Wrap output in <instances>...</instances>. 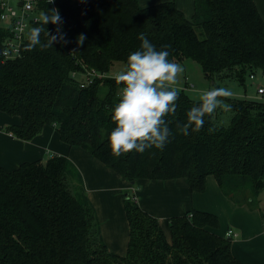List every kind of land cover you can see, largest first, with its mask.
Returning a JSON list of instances; mask_svg holds the SVG:
<instances>
[{
  "label": "trees",
  "instance_id": "trees-1",
  "mask_svg": "<svg viewBox=\"0 0 264 264\" xmlns=\"http://www.w3.org/2000/svg\"><path fill=\"white\" fill-rule=\"evenodd\" d=\"M194 4L188 19L175 0L145 7L139 0H86L80 7L68 0L43 1L42 14L51 19L58 13L60 20L43 24L42 17L31 29L41 28L42 43L54 36L52 45L29 47L27 38L22 56L8 61L1 56L8 30L1 26L0 110L22 118L7 130L28 140L54 125L63 142L85 148L130 182L186 177L193 191L203 192L212 174L226 195L253 207L264 188L263 100L222 95L205 123L184 135L178 126L200 100L182 89L175 112L166 118L171 135L164 146L117 156L107 136L115 126L111 112L122 83L108 76L82 88L72 76L86 67L124 69L129 53L140 48L142 32L158 48L166 46L175 62H199L216 88L218 78L244 88L252 74L264 78V19L255 0ZM224 111L230 113L226 123L220 118ZM72 169L60 154L11 171L0 166V264H244L231 252V237L212 230L220 225L216 214L192 209L169 217V240L158 218L131 193L125 199L127 253L110 252L84 185L70 188Z\"/></svg>",
  "mask_w": 264,
  "mask_h": 264
},
{
  "label": "crops",
  "instance_id": "crops-1",
  "mask_svg": "<svg viewBox=\"0 0 264 264\" xmlns=\"http://www.w3.org/2000/svg\"><path fill=\"white\" fill-rule=\"evenodd\" d=\"M163 1L169 0H139V3L145 7ZM175 1L185 16L192 19L194 0ZM255 2L264 19V0ZM246 93L247 97L248 94L251 97L256 92L246 89ZM21 122L20 115L0 110V166L11 171L23 162L54 154L69 158L82 176L85 192L96 209L101 236L110 252L119 255L127 253L130 225L125 199L131 193L144 210L158 218L166 230L169 228V217L192 209L216 214L220 225L213 231L222 236H226L228 229L236 233L231 237L232 254L244 264H264V188L251 207L249 203H237L226 195L212 174L207 176L203 192L193 191L186 177L140 178L130 182L85 148L63 142L54 125H45L40 134L28 140L18 138L7 130L9 125H19Z\"/></svg>",
  "mask_w": 264,
  "mask_h": 264
},
{
  "label": "clouds",
  "instance_id": "clouds-1",
  "mask_svg": "<svg viewBox=\"0 0 264 264\" xmlns=\"http://www.w3.org/2000/svg\"><path fill=\"white\" fill-rule=\"evenodd\" d=\"M42 23L60 20L42 14ZM40 27H33L28 33L29 47H48L40 40ZM140 48L130 52L126 67L116 77L122 83L119 100L112 108L111 119L115 126L107 139L111 151L119 156L131 150L144 152L147 148H161L168 141L171 130L167 117L175 112L180 89L178 77L183 66L170 59L166 46L159 48L144 33H139ZM81 36V42L83 41ZM226 89L211 88L200 92V101L187 111V121L178 126V131L189 134V127L199 128L205 123L206 114L213 113L222 104L220 97Z\"/></svg>",
  "mask_w": 264,
  "mask_h": 264
},
{
  "label": "built area",
  "instance_id": "built-area-1",
  "mask_svg": "<svg viewBox=\"0 0 264 264\" xmlns=\"http://www.w3.org/2000/svg\"><path fill=\"white\" fill-rule=\"evenodd\" d=\"M48 2L53 5L59 0H0V21L6 28L7 35L3 41L1 56L3 61L14 60L22 56V46L28 37V33L34 22L42 19L40 2ZM70 4L80 7L86 0H68ZM119 72H103L95 67L84 68L73 71L72 76L77 78L80 87L84 88L94 84L98 79L104 77H117ZM256 80V76H250ZM255 97L264 101V84L258 83L255 86ZM236 233L233 229H228L227 237H233Z\"/></svg>",
  "mask_w": 264,
  "mask_h": 264
},
{
  "label": "rangeland",
  "instance_id": "rangeland-1",
  "mask_svg": "<svg viewBox=\"0 0 264 264\" xmlns=\"http://www.w3.org/2000/svg\"><path fill=\"white\" fill-rule=\"evenodd\" d=\"M177 63L182 65L183 69H184V71L181 74H179L177 87L180 90L184 89V91L187 93V95L192 100H200V92L202 90L216 88L213 85L212 80H209L205 77L203 69H202L199 62H197L193 59H186L185 61L177 62ZM218 81L220 83V85H219L220 87H218V88L226 89L227 94L229 96H242L244 89H247L248 92L249 91L252 92L253 89L255 88L256 84H258V83L264 84V78H262V77L257 78L256 80H253L252 83L249 82V84L247 85L246 88H244V86L240 85L235 80L229 81V80L218 78ZM237 92H238V94H237ZM245 97H247V96L245 95ZM248 98H256V97H255V95H252L250 97V94H248ZM222 114L223 115L220 116V118L222 119V122H225V123L228 122L230 113H228L227 111H224ZM227 118H228V120H227ZM73 168L74 169L71 170L72 174H69V176L67 177V181L70 184V188L72 190L74 187L76 188V187H81L82 185H84V182L82 183L81 180L78 181V179L76 177L77 176L76 174L78 172L76 167L73 166ZM75 190H73V191H75ZM244 191H245L246 195L251 193L250 188H246V189H244ZM168 229L169 228H167V230L164 229V231L167 232V234H168L167 237L169 240H171V236L169 233L170 230H168Z\"/></svg>",
  "mask_w": 264,
  "mask_h": 264
}]
</instances>
